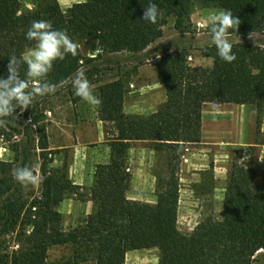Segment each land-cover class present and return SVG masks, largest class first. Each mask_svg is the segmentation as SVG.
I'll use <instances>...</instances> for the list:
<instances>
[{
	"label": "trees",
	"instance_id": "obj_1",
	"mask_svg": "<svg viewBox=\"0 0 264 264\" xmlns=\"http://www.w3.org/2000/svg\"><path fill=\"white\" fill-rule=\"evenodd\" d=\"M37 7L19 14L21 0H0V76L6 77L9 57L18 58L34 42L25 39L33 20H50L54 28L66 30L79 44L77 55L54 62L47 82L60 84L78 68L89 67L85 74L97 87L101 104L98 118L110 126L111 158L98 164L90 187L95 210L85 224L62 229L57 210L74 185L65 172L42 167V193L33 199L12 175L0 179V226L6 234L23 230L22 245L7 264H48V253L57 246H70L67 264H127L133 250L159 251L158 264H253L264 252V181L253 185L251 172L233 165L224 196V218H207L191 233L178 227L180 180L178 162L185 146L202 140L203 107L206 103L251 105L258 119L264 114V45L232 43L237 59L221 60L214 45L201 49V56L212 60L208 67H192L186 50H174L158 56L153 66L164 86L166 100L148 116L129 115L124 110L126 89L121 79L103 82L100 69L91 64L103 56L146 51L163 37L169 18L185 33V22L195 2L230 10L240 20L231 36L264 34V0H85L63 10L58 0H35ZM157 4L156 23L143 21L145 7ZM95 41L99 53L85 57L81 43ZM25 78L26 65H18ZM70 84V83H69ZM37 86V85H32ZM38 107V105H36ZM18 109H16L17 111ZM25 118L35 128H26L21 164L29 166L31 145L37 142L44 153L49 149L47 127L35 106L25 110ZM8 123L0 127H10ZM137 141L150 142L168 154L167 174L157 183L155 204L128 198L131 175L128 151ZM28 195H31L29 193ZM31 197V196H30ZM28 232V233H27ZM0 264H5L0 255Z\"/></svg>",
	"mask_w": 264,
	"mask_h": 264
},
{
	"label": "rangeland",
	"instance_id": "obj_2",
	"mask_svg": "<svg viewBox=\"0 0 264 264\" xmlns=\"http://www.w3.org/2000/svg\"><path fill=\"white\" fill-rule=\"evenodd\" d=\"M65 11L73 4L85 0H58ZM37 7L35 0H21L19 14ZM218 7L195 2L185 22V33L175 28V19L169 18L164 27L163 37L146 51L138 54L122 53L103 56L91 64L100 69L97 79L109 82L121 79L125 84L126 95L124 110L129 115L148 116L158 110L165 102L164 86L158 76L154 60L166 52L186 50L192 67H208L212 60L201 56V49L213 45L206 19L219 11ZM231 43L264 45V34L230 36ZM85 57L98 55L95 41L81 43ZM86 67L85 70H88ZM92 85L95 95L97 87ZM47 127L49 149L42 153L37 142L29 149L30 165H39L34 169L42 178V167L65 172L73 183L79 176L82 185L74 193H68L64 201L57 206L62 215L61 227L67 230L85 224L95 210V202L90 196V187L94 183L97 148L100 145L110 149L106 123L98 118V105H89L74 94L71 84L57 88L54 94L37 96L33 103ZM38 105V107L36 106ZM245 109V110H244ZM202 140L185 146L178 162L180 180V198L178 227L183 233H191L195 227L207 218H224L223 200L229 184L233 165L251 172L253 185L264 181V114L258 119L251 105L206 104ZM14 112L10 127L3 128L0 134V162L21 164V152L25 147L24 131L35 128L25 118V110ZM203 118V116H202ZM102 152L99 151V155ZM168 154L157 149L150 142L137 141L128 151V171L131 175V187L128 198L141 203L155 204L157 201V183L167 174ZM0 165V179L11 177ZM6 170V169H5ZM81 177V178H80ZM77 180V179H76ZM24 196L30 199L40 197L42 182L30 186ZM31 193V195H28ZM31 196V197H30ZM23 230L6 234L0 226V255L7 264L11 256L20 249L24 239ZM28 233V232H27ZM130 252V251H129ZM70 246H57L48 253V264H67L72 257ZM127 264H158L159 251L133 252L126 258ZM253 264H264V252L256 255Z\"/></svg>",
	"mask_w": 264,
	"mask_h": 264
},
{
	"label": "clouds",
	"instance_id": "obj_3",
	"mask_svg": "<svg viewBox=\"0 0 264 264\" xmlns=\"http://www.w3.org/2000/svg\"><path fill=\"white\" fill-rule=\"evenodd\" d=\"M159 14L157 4L150 2L145 7L142 19L154 24ZM206 23L209 25L211 43L216 48L217 56L227 63L234 62L237 57L232 50L230 29L236 32L240 20L233 16L230 10H219L209 15ZM25 39L34 42L33 46L27 48L20 58L16 55L10 56L8 75L0 76V127L8 123L6 118L13 116L16 109L27 110L37 96L54 94L58 87L69 83L74 89V94L82 101L89 105L101 104V100L93 92L84 68H78L72 77L61 81L59 85L47 82V75L54 62L65 59L69 54L77 55L79 44L66 30L54 28L50 20H33L25 33ZM20 63L26 65L25 78L20 75ZM38 167L39 165L13 167L11 175L23 189H28L42 182V178L34 170Z\"/></svg>",
	"mask_w": 264,
	"mask_h": 264
},
{
	"label": "crops",
	"instance_id": "obj_4",
	"mask_svg": "<svg viewBox=\"0 0 264 264\" xmlns=\"http://www.w3.org/2000/svg\"><path fill=\"white\" fill-rule=\"evenodd\" d=\"M206 104H210V103H206ZM205 104V105H206ZM204 105V106H205ZM221 106V105H220ZM243 106H246V105H242ZM245 110V109H244ZM157 111V110H156ZM154 111V112H156ZM152 112V113H154ZM202 116H203V122H205L206 118L204 117V110H203V113H202ZM102 122V121H101ZM103 123V122H102ZM203 133V132H202ZM97 151L98 153H95L97 155V158H96V165L98 164H104V163H108L110 161V149L105 147V145H100V148H97ZM99 151L102 152L101 155H99ZM96 167V166H95ZM95 169V168H94ZM81 176V175H79ZM79 176H75V181L73 182L74 185H82V182H81V179H79L78 177ZM81 178V177H80ZM77 179V180H76ZM141 251H148V250H141ZM133 252H140L138 250H133V251H130L127 253V256H129V254L133 253Z\"/></svg>",
	"mask_w": 264,
	"mask_h": 264
}]
</instances>
